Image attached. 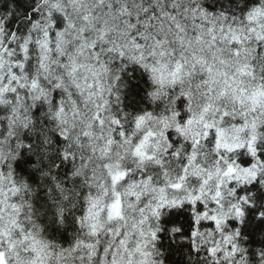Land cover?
I'll return each instance as SVG.
<instances>
[{"label": "snow or ice", "instance_id": "obj_1", "mask_svg": "<svg viewBox=\"0 0 264 264\" xmlns=\"http://www.w3.org/2000/svg\"><path fill=\"white\" fill-rule=\"evenodd\" d=\"M0 264H264V0H0Z\"/></svg>", "mask_w": 264, "mask_h": 264}]
</instances>
